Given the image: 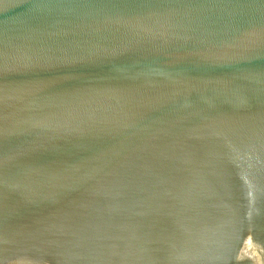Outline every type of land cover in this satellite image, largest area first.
<instances>
[{
  "label": "water",
  "instance_id": "95a60500",
  "mask_svg": "<svg viewBox=\"0 0 264 264\" xmlns=\"http://www.w3.org/2000/svg\"><path fill=\"white\" fill-rule=\"evenodd\" d=\"M0 264H264V0H0Z\"/></svg>",
  "mask_w": 264,
  "mask_h": 264
}]
</instances>
